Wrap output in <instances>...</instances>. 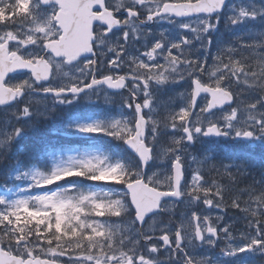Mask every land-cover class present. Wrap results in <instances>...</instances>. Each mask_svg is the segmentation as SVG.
I'll return each mask as SVG.
<instances>
[{
  "label": "snow or ice",
  "instance_id": "obj_1",
  "mask_svg": "<svg viewBox=\"0 0 264 264\" xmlns=\"http://www.w3.org/2000/svg\"><path fill=\"white\" fill-rule=\"evenodd\" d=\"M223 4L224 0H80L79 6L86 16V37L82 46L73 51L69 47L73 34L66 24L71 6L65 0H27L23 12L17 11L19 0H0V10L6 17L0 21V105L27 90L50 93L60 103H71L72 98L98 85L126 90L124 104L134 111V119L117 120L110 128L88 125L82 131L122 140L140 160L139 167L131 168L119 162L108 163L102 157L90 158L81 161L79 167L64 168L34 180L37 187L69 177L122 185L127 202L109 194L100 198L95 193L73 196L52 192L35 196L31 202L7 201L0 196V255L5 261L170 264L175 260L179 264H229L228 258L240 253L264 252V191L251 185L238 187L237 172L230 164H202L182 187L183 153L187 151L183 145L194 143L198 137L243 139L249 142L250 154L257 147L264 148V51L260 50L264 41L224 45L210 62L194 55L191 47L194 41H200L204 49L209 47L211 39L207 34L218 22L212 17ZM141 8L147 15L139 23L151 22L156 17H194V22L182 25L192 33V38L182 36L179 41L169 42L161 34L139 55L127 52L130 35L133 41L150 35L128 27L137 23L133 18L140 16ZM121 11L127 13L123 18L118 15ZM238 17L254 18L255 13L241 9ZM119 26L125 27L119 38L106 39ZM30 46L34 50L25 51ZM109 53L112 55L108 56ZM61 68L66 69V82L61 79L59 83L35 88L39 82L56 81ZM14 74L23 75L24 79L14 80ZM184 80L190 86L182 93L186 100L183 107L162 117L144 115L156 99L153 85ZM198 100L202 101L199 107ZM233 101L235 106L227 112H216ZM22 112L29 115V106H24ZM146 125L154 135L164 126L182 133L162 151L161 159H172L167 173L157 170L148 176L144 174V167L153 158V144L145 136ZM20 132L16 128L13 134ZM166 197L183 198L181 218L170 219L158 229L155 217L143 228L149 214L157 210L168 212L169 205L176 208L175 203L162 205ZM197 202L219 212L206 215L194 211ZM129 207L134 209L135 216L123 230L105 222L106 218H127ZM229 208L243 214L240 228L235 227L234 221L223 224V215L219 213ZM133 223L137 226L134 232L130 231ZM172 223L175 230H170ZM241 239L245 241L243 245H233L232 241ZM162 249L168 250L164 256L158 255Z\"/></svg>",
  "mask_w": 264,
  "mask_h": 264
},
{
  "label": "rangeland",
  "instance_id": "obj_2",
  "mask_svg": "<svg viewBox=\"0 0 264 264\" xmlns=\"http://www.w3.org/2000/svg\"><path fill=\"white\" fill-rule=\"evenodd\" d=\"M27 9V0H19L18 11L23 12ZM255 13V17H247V18H239L238 13L240 10ZM233 19H237L238 22L233 24L231 21ZM195 19L187 20L185 22H180L176 24V27L173 29L171 27V22L166 20L164 22H158L156 25L159 27L160 24H163L160 27V34H163L167 41L176 42L181 39V36H187L190 39L192 38V33L187 29L185 30L182 25L185 23H192ZM214 22H217V26L214 30L210 31L207 36L210 37L211 43L206 51L202 49L200 46V41H194L191 45L192 49H194V55L197 54L198 57L207 59L209 62L211 61L212 56L216 53V51L224 45H232L236 46L238 41H243L247 43L252 42H261L264 41V3L261 0H234L229 3L227 9L222 15L212 17ZM248 24L252 26V30H243L245 25ZM167 25V26H165ZM129 28L135 27L140 29L139 26L133 25L128 26ZM219 28V29H218ZM242 30V31H241ZM258 30V31H257ZM244 32V33H242ZM152 35V43L159 39L158 36ZM231 35L235 36L236 39H233ZM120 36V35H118ZM227 36V38H224ZM119 37H115L114 39H110L109 41H115ZM240 38V40H238ZM167 47V44H165ZM150 48V47H148ZM27 51L34 50L30 46ZM264 51V48L260 49ZM139 55V53H133ZM207 55V56H206ZM66 69L61 68L58 73L60 77H64V71ZM14 80L19 79L23 80L24 77H14ZM65 79V78H63ZM190 86L189 81H179V82H168L165 83L162 88L157 85V87L163 92H168L167 97L162 94L161 98H157L153 101L151 109H146L144 115L147 117L152 115L154 117H162L166 112L170 110L179 109L184 106L186 103L185 98L183 97V91ZM155 86L152 87L153 95H155ZM250 97L253 99H258L255 94H250ZM165 98L171 100L172 105H169L168 102H163ZM143 99V97H141ZM57 102H49V100H45L42 97H29L28 99H24L23 101L18 102L16 106L0 109V161L10 153L12 148V143L15 140L20 139L23 134L32 128H34L35 120H40L39 118H45L50 116L51 111L53 110L54 104ZM24 106H29L30 112L29 115L24 116L22 109ZM235 106V103L232 107ZM232 107L224 110L223 112H227ZM258 107H261L258 105ZM211 114V113H210ZM129 119L132 120L133 116L129 111V108L126 107L125 112L117 117H109L102 119H95L92 117L88 118H74L73 120L65 121L62 123H57V128L59 130L70 132L74 134H91V135H100L104 133H91L82 131L84 127L88 125L100 126L104 128H110L111 124L117 120ZM16 128H20L21 132L19 135H14V130ZM161 128V127H160ZM160 128L156 130V134H153V130L150 126H148V136L149 142L154 141V137L159 133L163 135L162 131L159 132ZM107 135V134H105ZM182 133L180 131L177 132L176 135L169 136V143L172 138L181 136ZM110 136V135H108ZM164 136V135H163ZM113 137V136H112ZM115 138V137H114ZM229 139H233L230 138ZM116 141H120L119 139H115ZM198 143L200 141H197ZM185 145V144H184ZM187 151L183 153L184 155V165L186 167L187 179L190 180L194 169L200 166L198 162L199 157L196 158L195 154L190 153L188 151L191 147L183 146ZM164 148L161 146L156 148V161L151 164V169L148 172V175H151L153 172L160 170L162 173H167L171 170L172 159L165 158L161 159V154ZM96 157L106 158L108 163H122L120 160L116 159L111 155L106 154L105 151H102L99 147H63L52 149L48 154V162L45 167H37L30 166L27 168L24 167H16L14 170L10 171L8 174L2 173L0 170V196H3L7 201H15L18 199H26L31 202L32 198L38 195H43L47 193L57 192L66 195H81V194H91L95 193L98 197L103 198L106 194L111 195L113 198H124V191L121 189L122 185H115L110 183L99 184L98 182H94V184H89L88 181H83L82 178L85 177H70L62 180L56 184L48 185L46 187H37L34 183L35 179H40L42 177L50 176L54 171L62 170L64 168L72 167L76 168L80 166V162L87 159H95ZM191 157V158H190ZM125 165V163H123ZM126 166V165H125ZM127 167V166H126ZM133 168V167H131ZM147 175V176H148ZM87 179V178H86ZM70 180V181H69ZM89 180V179H88ZM92 181V180H90ZM243 181V180H241ZM125 202L126 199H125ZM177 206L173 208L169 205V211L173 213L176 212V219L179 220L181 218V211L184 209L179 203H175ZM196 206V205H195ZM2 207V206H0ZM129 209V208H128ZM204 214H215L214 211H208ZM168 215V213H167ZM166 214H163L161 218H157V228L167 224ZM126 217H112L106 218L105 222L107 224L116 226L119 225L121 229L127 227L128 224L132 221L129 216V211L127 210ZM175 223L170 225V230H175ZM135 228V224H132V229ZM159 233V231H157ZM234 246H241L245 243L244 240H238L232 242ZM264 253V252H263ZM257 251L251 250L245 253H240L238 257H234V260L231 261L229 259V264H234L236 260H240L241 264H264L263 261L259 260L256 256ZM259 255L262 252L258 253Z\"/></svg>",
  "mask_w": 264,
  "mask_h": 264
},
{
  "label": "flooded vegetation",
  "instance_id": "obj_3",
  "mask_svg": "<svg viewBox=\"0 0 264 264\" xmlns=\"http://www.w3.org/2000/svg\"><path fill=\"white\" fill-rule=\"evenodd\" d=\"M139 11H140L139 20L140 21L144 20L147 13L142 8L139 9ZM123 12L124 11H121L118 14L121 18L124 17L122 14ZM166 20L164 19V20H159V21H155V22H144V25H142V23H140L139 28L142 27V29H144V30L150 29V28L152 29V28H155V25L158 22H164ZM135 25H138V24H135ZM141 33L143 34L145 32H141ZM147 33H149V31H147ZM115 34H116V32H114L110 36H114ZM129 38H131V35L129 36ZM105 59H107V57ZM61 79L62 78L57 77L56 81L50 80V83L46 84V85L42 84L39 86L36 84L35 88L41 89V88L47 87L51 84L59 83ZM65 82H66V79H65ZM124 91H125L124 93L118 94V98L119 99L121 98L120 102L118 103V108H120L121 110L124 109V106H125L124 99L128 95L127 91L126 90H124ZM26 93H27V97H29V96L34 97V95H37V94L41 95L42 94V92H40V91H32V90H27ZM108 94H109V92L107 91V89H105L103 87L96 88V89H90L86 94H81V96L72 98L71 103H76L77 100L84 99L86 102L89 103L90 108H92L93 104L99 103V98L108 97ZM87 98H89L88 101L86 100ZM48 99L50 102L56 101L52 97H48ZM145 111H146V109H145ZM197 141H200V143H198V145L195 146ZM248 144H249V142L246 140H243V139H232L231 140V139H229V137H219L218 139H216L214 137H198L196 139V141L193 144H189L188 147H191V150L193 149L194 146L197 148L196 151L198 152V156H199L198 162L200 163V165L206 164L209 162L210 163H217V164H230L232 166V170L237 172V180L236 181L241 182V180L247 179L249 177V173L251 171H250V168L247 166L245 168L242 167V163L240 162L241 159L239 161H237L236 156H237L238 150L242 149L243 147L248 148ZM249 154H250V149H249ZM262 154H263V159H264V148H262ZM263 177H264V171H263ZM169 203L170 202H165L164 205H168ZM179 204L182 206V208H184L183 200ZM211 209L212 208H205V207L202 208L201 206H195L193 210L203 212V211H209ZM214 210L216 211L218 209L214 208ZM228 210L233 211V213H235L237 215V217H235V218L234 217H227L224 215L223 224H226L229 221H238L239 223H242L244 217L240 211L235 210V209H231V208H229ZM167 213H168V215H167ZM163 214L167 215L166 216L167 222H169L170 219H173L172 216H169V215H172L171 212L164 211ZM219 214H222V213H219ZM131 215H132V220H133V218H134V212L133 211L131 212ZM155 217L161 218L162 216L157 215V216H154V217L148 219L143 228L146 229ZM136 227H137L136 225H135V228H133V229L131 227L130 231L134 232ZM157 235H159V233H157ZM217 243L219 245V242H217ZM167 251H168L167 249H162L160 251V254H158V255L164 256ZM197 251H199V249H197ZM190 253H193V250L190 249ZM161 259H163V257H161ZM129 264H130V262H129ZM170 264H179V262L174 260V261H171Z\"/></svg>",
  "mask_w": 264,
  "mask_h": 264
},
{
  "label": "trees",
  "instance_id": "obj_4",
  "mask_svg": "<svg viewBox=\"0 0 264 264\" xmlns=\"http://www.w3.org/2000/svg\"><path fill=\"white\" fill-rule=\"evenodd\" d=\"M2 16H5V14L0 10V20H2ZM66 109V107L60 106L53 114V123L50 122V124H48L47 120H41L40 123L36 121V126L32 130L24 133L19 140L13 141L10 153L0 161L1 172L8 174L18 166V168H26L30 164L44 165L47 161V152L59 145V140L52 139L54 137L49 135L51 134V130L47 129L51 128L57 116L65 115ZM70 110L73 111L72 109ZM42 135H44L45 139H42ZM109 142L111 143L112 141ZM107 146L111 147L110 144H107ZM112 151L115 153L119 152L117 148H112ZM263 165V158H261L259 153L251 156L252 176L254 177V180L250 181L252 185L249 181H244L242 185L238 187L243 188L245 185H251L257 191H264V183L261 177H259Z\"/></svg>",
  "mask_w": 264,
  "mask_h": 264
},
{
  "label": "water",
  "instance_id": "obj_5",
  "mask_svg": "<svg viewBox=\"0 0 264 264\" xmlns=\"http://www.w3.org/2000/svg\"><path fill=\"white\" fill-rule=\"evenodd\" d=\"M227 1L228 0H224V4L222 5V8L217 13H215L214 15H216V14H218L224 10ZM65 2L71 6L68 10V14L66 17V24H67L68 31L73 34V37H72V40L70 41L69 47L71 48V50L76 51L82 46V43L86 37V32H85V28H84L86 16H85L83 9L80 8V6H79L80 0H65ZM184 18H187V17H183L180 19H184ZM116 28H119V27H116ZM45 82H47V81H45ZM40 83L41 82H39L38 84H40ZM114 90L115 91H122L123 89H114ZM24 95H25V92H23L17 99H15L13 101L6 102L5 104L0 105V107H8V106L13 105L17 100H21L24 97ZM196 104H197V102H196ZM232 104H233V102H232ZM232 104H230V105H232ZM230 105H225L222 108H224L226 106H230ZM222 108H218V109H222ZM146 127H147V125H146ZM145 136H146V132H145ZM126 146L128 147V149L132 153H134L138 157V155L127 144H126ZM146 167H147V165L144 167V169ZM184 178H185V176H184ZM183 183H184V180H182V185H183ZM134 198H135V196H134ZM163 199H165V200H176V201L181 200V198H172V197H166ZM159 212L160 211H158V210L154 211L152 214H149L146 217V219L148 217L156 214V213H159ZM146 219H145V221H146ZM145 221H144V223H145ZM144 223H143V225H144ZM12 259H15V258H12ZM0 264H11V260L5 261L3 256L0 255Z\"/></svg>",
  "mask_w": 264,
  "mask_h": 264
},
{
  "label": "bare ground",
  "instance_id": "obj_6",
  "mask_svg": "<svg viewBox=\"0 0 264 264\" xmlns=\"http://www.w3.org/2000/svg\"><path fill=\"white\" fill-rule=\"evenodd\" d=\"M206 56H207V55H206ZM241 225H242V223L235 222V227H237V228H240V227H241Z\"/></svg>",
  "mask_w": 264,
  "mask_h": 264
}]
</instances>
